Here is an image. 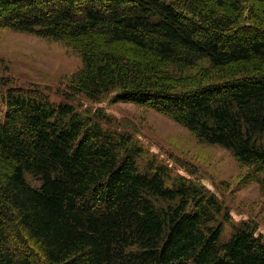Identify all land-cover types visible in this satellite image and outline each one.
<instances>
[{
	"label": "trees",
	"instance_id": "16d2710c",
	"mask_svg": "<svg viewBox=\"0 0 264 264\" xmlns=\"http://www.w3.org/2000/svg\"><path fill=\"white\" fill-rule=\"evenodd\" d=\"M181 1L188 13L172 0H0V29L67 42L83 55L77 89L152 105L264 172V12L248 0L238 25L241 0ZM4 95L0 264H264L256 226L222 240L219 203L142 166L129 135L69 103Z\"/></svg>",
	"mask_w": 264,
	"mask_h": 264
},
{
	"label": "rangeland",
	"instance_id": "374dc122",
	"mask_svg": "<svg viewBox=\"0 0 264 264\" xmlns=\"http://www.w3.org/2000/svg\"><path fill=\"white\" fill-rule=\"evenodd\" d=\"M172 1L188 13L187 6H181L183 1ZM247 5L248 0H241L243 13L238 25L248 22ZM256 7L264 12V0H256ZM208 65L207 60H202L190 71L194 74L196 69H209ZM83 66L82 53L65 41L11 28L0 29V105L4 94L15 89L46 97L56 104H72L79 112L86 111L93 122L108 132L129 135L143 148L142 166L161 165L171 177H185L202 186L204 193L223 208L219 219L223 222L222 240L229 239L234 227L244 223L256 226L257 233L264 238V172L240 163L228 149L199 141L186 127L152 105L115 101L114 90L99 99L91 98L76 88L84 75ZM27 179L38 185L36 179L29 176ZM15 243L21 251L25 250L17 240Z\"/></svg>",
	"mask_w": 264,
	"mask_h": 264
}]
</instances>
